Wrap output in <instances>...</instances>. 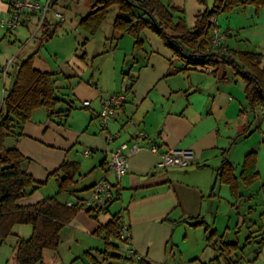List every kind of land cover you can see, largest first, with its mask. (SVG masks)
I'll list each match as a JSON object with an SVG mask.
<instances>
[{
	"label": "crops",
	"instance_id": "0c3cea01",
	"mask_svg": "<svg viewBox=\"0 0 264 264\" xmlns=\"http://www.w3.org/2000/svg\"><path fill=\"white\" fill-rule=\"evenodd\" d=\"M12 1L9 0L7 7L9 17L12 15ZM33 1L41 3V0ZM57 5L58 2L54 3L53 0L52 13L59 12L55 10ZM85 6L89 14V1L85 2ZM201 11L204 10H197L198 13ZM221 16L229 19L228 26L220 21V16L217 18L220 21L218 29L225 36V47L237 52L262 54L264 68V11L247 7ZM38 23V14H29L25 18L22 26L32 33L26 46L37 41L44 47V38L52 36L53 19H47L37 32ZM142 35L144 45L139 50L135 48L133 37L114 32L112 21L105 23L95 36L88 38L85 35L82 43L88 40L84 47L78 42L76 48L77 41L65 37L70 40V52L80 50L82 55L74 58L69 54V61L62 58L63 63L59 67L58 62L55 64L52 58L44 56L40 48L36 50L34 46L31 47L19 62L15 60L23 55L25 47L14 51L5 69V72L8 71L6 77L11 76V88L20 65L30 57H33L36 70L54 75L57 93L67 88L64 80L74 82L68 98L71 109L68 117L50 118L48 111L39 109L33 113L32 119L39 116L40 121L30 120L22 132L17 129L15 133H8L7 138L15 143L5 145L6 148L18 149L28 159L23 164L24 171L42 184L40 190L22 200L21 205H36L54 197L63 204H77L88 199L94 185L106 179L115 186L113 202L105 212L89 215L82 210L76 214L61 232L59 249L61 246L63 248L66 240L75 244L80 243L82 236L92 240L99 238L96 232L120 214L131 227V247L141 255L145 264H225L215 262L220 247L225 243L224 236L216 228L219 209L223 207L217 191H225L221 185L229 188L230 195L226 196V202L231 207L229 215L234 208L238 209L232 204L235 197L230 187L221 183L219 171L227 158L235 169V175L238 178L241 176L245 157L251 150L246 146L240 151L239 143L250 136L254 125L250 119L252 113L264 120L263 109L260 112L259 109L251 110L246 98L247 85L240 76L233 72L229 74L226 69H220L217 73L200 67L184 70L185 62L177 59L154 32L145 30ZM96 37L98 40L95 41ZM232 40H235V47L230 45ZM98 43L100 52L89 54L88 47ZM117 50H123L124 59L119 63L113 58L111 79L102 77L101 72L90 73V67L86 64L89 57ZM40 53L42 56H39ZM123 92H127L128 98L116 110L107 131H104L99 119L103 102ZM6 95L5 92L3 99ZM64 102L62 99L60 104ZM85 102H90V107H84ZM140 132L145 133V139L138 138ZM47 136L51 138L45 140ZM110 136L114 138L112 141L108 139ZM125 143L130 146L138 144L141 150L135 155L126 152L128 172L119 181L109 171L108 162L110 153ZM153 145L159 147L160 154L170 150L191 151L192 163L185 168H160V154L150 151ZM33 149L44 153L43 165L35 164ZM86 151H90V155L86 156ZM64 163L77 165L78 172L70 189L60 194L59 177L53 174ZM239 167L241 171L238 174ZM100 214H108L104 217L105 224L100 222ZM208 218L214 219L212 224H209ZM230 224L231 220L227 229ZM262 234L264 228L251 234L246 241V247L255 245L252 250L256 254L254 264H264L263 252L258 248L261 244L255 238ZM59 249L57 252L51 251L55 261ZM105 249L106 244L103 249L85 248L79 254L70 249L69 252L76 258H82L85 264L121 263L116 259L105 261ZM260 249L263 250L264 246ZM45 254L42 264L45 263ZM232 257L236 264H245V256Z\"/></svg>",
	"mask_w": 264,
	"mask_h": 264
},
{
	"label": "trees",
	"instance_id": "16d2710c",
	"mask_svg": "<svg viewBox=\"0 0 264 264\" xmlns=\"http://www.w3.org/2000/svg\"><path fill=\"white\" fill-rule=\"evenodd\" d=\"M87 1L91 10L81 21L80 30L88 38L101 30L110 9L118 7L119 14L113 23V30L120 36L133 37L136 49L143 48L144 41L141 35L145 30H150L172 50L177 59L185 62L184 70L200 67L217 73L221 64L229 65L235 75L246 82V98L251 110L264 109L263 55L230 50L225 47L224 42L219 47L212 46L213 31L219 27L216 24L219 16L247 7L264 11V0H214L212 9L197 14L193 28L187 26L183 17H176L179 11L167 0ZM199 1L206 4V0ZM52 2L53 0L51 5ZM87 40L82 47L87 44ZM61 102L62 99L55 87L54 75L36 70L33 66V57H30L20 65L13 87L4 97L0 109V240L5 241L13 235L16 225L32 227L31 237L18 242L15 256L17 264H41L46 251L57 252L62 242V230L84 209L85 200L69 206L60 203L56 197L36 205L22 206L21 201L40 190L42 184L24 171L23 164L28 159L18 149H8L5 146L8 133H15L17 129L21 131L23 125L30 121L33 113L39 109L48 111L50 118L68 117L70 108L58 110ZM257 164L256 153H249L245 157L242 173L238 178L234 167L225 158L219 171L220 181L230 187L235 198H239L241 182L250 186L257 181L259 175ZM77 172V165L64 163L53 174L59 177L60 194L70 189ZM113 200L114 197L109 205ZM108 206L102 209H88L86 212L89 215L105 212ZM124 223L123 217L118 214L96 232L106 244L105 261L109 259L121 261L123 258L122 250L114 241H120L118 232ZM255 238L259 239L260 246L263 247L264 234ZM261 247H258L259 250ZM238 250L237 243H223L215 262L236 264L232 256ZM139 264L145 263L141 260Z\"/></svg>",
	"mask_w": 264,
	"mask_h": 264
},
{
	"label": "rangeland",
	"instance_id": "374dc122",
	"mask_svg": "<svg viewBox=\"0 0 264 264\" xmlns=\"http://www.w3.org/2000/svg\"><path fill=\"white\" fill-rule=\"evenodd\" d=\"M47 0H41V3H46ZM87 0H54L55 2H58V5L56 7V11H59L58 13L62 14L64 18L66 19L65 22H61L60 19H58L55 16V12L52 13L50 11L47 15V18L49 21L54 20V27L52 28V36L50 38H44L43 43L44 47L40 46V43L35 41L32 42L30 45L26 46L28 44L29 39L31 38L32 33L25 27L20 26V30L14 29V30H8L7 28H3L1 23L3 21L9 20V13L7 12V7L9 0H0V68H3V70H0V109L2 108V100H3V94L9 93L10 88L12 86L11 76H7V72H5L6 67L8 65V62L10 59L14 56V51L17 49H21L25 47V50L23 51V55L20 56V58L16 59V62H19L24 54L28 52V50L31 49V47L40 48L41 53L44 56H47L48 58H52L54 63L57 64L58 67L62 65V58L69 61V54L71 57L77 58L78 56L82 55V52L79 51H72L70 52L71 45L69 44L70 40H67L65 37H70L68 39H71V41H77L76 48L78 47L79 43L81 45L84 41L85 33L80 30V23L81 21L88 15L87 13V6H85V2ZM170 0H167L169 2ZM171 2V3H170ZM169 3L172 4V7H175L179 12L176 14V17H183L187 23V26L192 28L195 25L196 20V14L198 13L197 10L199 8L201 10H207L212 9L214 5V0H206V4L201 3L199 0H171ZM175 4V5H174ZM177 5V6H176ZM50 10H53L51 7ZM54 10V11H55ZM119 14L118 7H112L109 11V15L107 17V20L105 23H109L112 21V23L115 22L117 16ZM220 21L225 25L229 26V19L224 16H220ZM219 21V23H220ZM230 22H233V19H230ZM57 24V26H55ZM56 27V28H55ZM42 32H40L41 34ZM100 36V34H99ZM98 36V37H99ZM142 40L144 41L143 35H141ZM98 40V38H95V41ZM111 40H113L111 38ZM114 41V40H113ZM79 42V43H78ZM96 43V42H95ZM235 40H232L230 42V45L235 47ZM95 45V46H94ZM47 48H46V47ZM64 46V47H63ZM124 46V45H123ZM116 47V44L115 46ZM100 44H92L91 47H88L89 54H94L93 52H100ZM124 48V47H121ZM245 50V49H243ZM40 53L39 56H42ZM115 53V54H113ZM137 53V52H136ZM60 54V55H59ZM130 54V53H128ZM131 56V54H130ZM113 58L117 59V62L121 63L124 59V52L123 50H117L116 52H109L108 54H102L94 57H89L87 59L86 64L90 67V73L95 71V73H100L101 75L103 73V76L112 78V74L114 72L113 66ZM64 60V61H65ZM16 62L14 66L16 67ZM220 69L223 71L226 69V72L229 74L234 73L232 68L229 65H220ZM65 81L66 89H63L59 93V96L61 99H63L65 104H60L58 106V110L61 109H67L70 107V100L68 99L71 94V89L73 86V83L70 79H67ZM69 87V88H68ZM262 109L260 108L258 112H260ZM77 113V112H75ZM258 114V113H257ZM35 118H31L30 120L40 121V118L38 116H35ZM251 122H253L254 125L251 127V133L249 137H245L242 139L240 144V151L244 147H248L251 152L256 153L257 162H258V171H259V179L257 182L251 184L250 186L245 185L244 183H240V196L237 200L234 198L232 204L234 203L236 210L234 208V211L231 215H229V211L231 207H229L227 204V197L230 195L229 188L227 186H222L225 191L222 193L221 191H217L218 195L220 196V200L223 203V207L219 209L218 213V219H217V226L216 228H219V234L221 236H224L223 240L225 243H233L237 242L239 244V250L234 255V259L239 257L245 256V264H254V255L252 250L255 245H251L249 247L247 246V239L250 237L251 234H256L258 231L263 230L264 228V120L260 117V115H254L253 113L250 116ZM31 121H28L27 123H30ZM25 125H23L24 127ZM26 128V127H25ZM23 129V128H22ZM22 132V130H21ZM50 136H47L44 138L45 140L50 139ZM37 139V138H36ZM38 141L42 142L41 139H38ZM46 142V141H45ZM15 142L11 140V138L6 137L5 145L11 146ZM33 154V158L35 160V164L38 163L39 165H43L44 163V153L39 151L38 149L36 151H31ZM240 156V155H239ZM245 156V155H244ZM238 158V157H237ZM244 157H239V159H242ZM238 174L241 171V168L239 167ZM54 182H52L51 185H53ZM51 189V187L49 188ZM227 196V197H226ZM220 204V203H219ZM114 211V210H113ZM108 214H100V217L102 220L100 222L102 224H105L104 217H106ZM111 218L110 216H108ZM224 220V223H223ZM231 220L230 228L227 229L228 221ZM214 221L213 218H208L209 224H212ZM32 227L29 225H16L13 229V235L8 237L5 241L0 240V264H17L15 260L16 252H17V241L20 240L19 238L29 239L31 236ZM81 241L80 243L75 242V244H72L71 240H66L64 242L63 248L59 249V255L57 257V260L52 259L51 251H47L45 254V263L46 264H85L82 258H76L75 255H70L71 252L79 254L82 250H87V248H104V241L100 238L95 237L94 240L87 238V237H80ZM119 245H122L121 248L125 249L126 245L121 243L120 241L115 240ZM258 249V248H257ZM256 249V250H257ZM84 251H82L83 254ZM256 252V251H255ZM259 252V250H257ZM260 252H263L264 255V249ZM262 259H260L258 262H260ZM252 262V263H251ZM44 263V264H45ZM42 264V263H41ZM120 264H124L121 262ZM256 264V263H255Z\"/></svg>",
	"mask_w": 264,
	"mask_h": 264
},
{
	"label": "built area",
	"instance_id": "2783aa9c",
	"mask_svg": "<svg viewBox=\"0 0 264 264\" xmlns=\"http://www.w3.org/2000/svg\"><path fill=\"white\" fill-rule=\"evenodd\" d=\"M51 0H47L46 3H40L33 0H13L10 3L11 8V17L8 21H3L1 23L2 27L7 28L8 30H14L23 25L25 18L29 14H38L39 23L38 31L47 22V15L51 11ZM55 16L58 19L64 20V17L60 13H56ZM216 24H219L216 21ZM225 40V36L215 29L213 31V40L212 46L219 47ZM128 95L123 92L117 95L106 99L103 102L101 112L99 114V119L104 131H107L109 122L115 115V112L118 108L123 106L127 100ZM84 107H90V102H85ZM264 116V109H263ZM138 138L145 139L146 135L143 132L138 134ZM109 141H112L113 137H108ZM141 150V147L138 144L129 145L127 143L122 144L119 148L110 153L108 169L115 175L117 180H121L128 172V157L126 152H129L130 155H135ZM150 151L154 154H160V149L158 146L153 145L150 147ZM85 155H90V151H86ZM193 153L191 151H180V150H170L167 153L160 154V162L158 167L160 168H169V167H179L185 168L192 163ZM115 186L106 179L101 180L92 188L91 194L88 199L85 200L84 211L88 209H102L109 205L114 197ZM72 204L70 203L69 206ZM120 241L126 245L125 249H122L123 258L121 261L124 264H139L143 258L139 255L132 247V230L131 227L124 223L120 228L119 232ZM128 259V260H127Z\"/></svg>",
	"mask_w": 264,
	"mask_h": 264
}]
</instances>
